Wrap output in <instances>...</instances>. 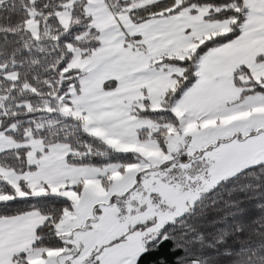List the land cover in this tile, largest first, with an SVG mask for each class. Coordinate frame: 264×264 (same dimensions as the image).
<instances>
[{
  "label": "snow or ice",
  "instance_id": "obj_1",
  "mask_svg": "<svg viewBox=\"0 0 264 264\" xmlns=\"http://www.w3.org/2000/svg\"><path fill=\"white\" fill-rule=\"evenodd\" d=\"M262 6L264 0H0V264H106L102 247L85 245L59 227V205L70 203L61 193L82 187L55 174L59 157L67 164L74 142L83 147L89 139L117 155H131L111 161L108 170L139 166L133 188L143 195H148L143 181L150 180L181 196L170 202L153 194L140 205L139 231L130 240L119 238L128 252L110 264H264V116L234 119L235 113L264 105V75L254 79L243 64L247 79H234L235 101L204 98L209 76L204 64L215 49L264 39V31H252V17L264 15L256 11ZM181 13L229 30L193 41L198 46L188 55L153 57V75L168 73L169 66L181 70L171 71L177 86L163 94L157 108L142 89L145 98L131 113L137 119L127 132L105 124L123 143L134 134L137 142L159 150L161 159L154 161L93 135L97 124L85 119L88 106L76 99L82 89L74 74L80 69L69 64L74 48L101 35L103 17L111 15L126 40L143 41L148 26ZM192 30L186 26L183 33ZM261 60L264 52L255 63ZM225 189L230 197L239 189L243 202L222 200ZM165 246L170 257L160 254Z\"/></svg>",
  "mask_w": 264,
  "mask_h": 264
},
{
  "label": "crops",
  "instance_id": "obj_2",
  "mask_svg": "<svg viewBox=\"0 0 264 264\" xmlns=\"http://www.w3.org/2000/svg\"><path fill=\"white\" fill-rule=\"evenodd\" d=\"M256 11L264 12V6L257 8ZM122 20L126 21V17H122ZM252 20L256 25L252 31H264V15L254 16ZM98 26L101 30V45L90 56L83 57L88 61L83 62V58L75 56L71 63L72 66L85 70V75L82 79V92L76 99L79 103L86 104L89 109L88 114L99 125L103 126L105 130L103 135L109 144L124 150L136 148L135 150L139 152L157 153L159 150L151 149L147 145L137 142L134 134L131 141L127 143L121 142L118 136L109 134V129L105 124L114 122L127 132L132 127L131 121L137 119L131 113L132 107L138 105L145 96L142 89H147V95L152 98L151 105L159 107L158 100L169 88L173 87L175 80L171 79V71L163 75H153L155 69L149 65L151 58L163 54L179 57H181V54L187 55L190 49L196 45L193 42L194 39L209 36L217 31L227 29V27L216 21L211 23L204 21L201 23L199 17H190L186 13H181L176 17L148 26L145 29L144 40L140 41L147 48V53H143L138 47L125 39L124 33L119 31L111 15L103 17ZM113 26H115V29ZM125 26H128L127 22ZM186 26H192L193 29L187 36L183 33V28ZM213 28L217 30L213 31ZM136 31H140V29H136ZM260 52H264V39L260 37L244 43L215 49L209 60L204 64V68L209 74L208 87L204 89V98L235 101L238 89L234 87L233 73L238 67L246 64L252 70L255 78L258 79L260 75H264V67H261V65H264V60H261L260 65L255 63L257 53ZM86 70L90 72L88 73ZM110 80L115 81V86L105 88V83ZM253 112L263 115L264 105L249 108L246 112L235 113L234 119H240L237 117L243 115L242 118H244L247 113ZM160 159L161 155L155 154L153 160ZM132 170L135 171L133 172L135 175L141 169L139 166L133 165L129 169L126 168L124 172L117 170L116 173L126 175ZM156 185H164L165 188H168V185L159 181L153 186ZM62 187L63 184L59 186V188ZM148 189L150 190V188ZM97 190L101 191V193L103 192L102 187L101 189H95L96 192H98ZM105 190L103 194L106 197L109 190L107 188ZM151 193L160 196L156 191H151ZM67 195L70 196V194ZM160 197L163 199L162 196ZM86 203L95 208H98L99 205L98 202L89 199ZM65 215L59 222V227L67 234V229L64 225ZM79 227L81 225L74 226L72 233L78 230L77 228ZM133 235L135 233L130 234L127 240H130ZM127 252L128 248L124 241L115 243L111 247L107 245L101 252V257L106 264H110L111 261L119 256L126 255ZM49 254L54 255L55 253L50 252Z\"/></svg>",
  "mask_w": 264,
  "mask_h": 264
},
{
  "label": "rangeland",
  "instance_id": "obj_3",
  "mask_svg": "<svg viewBox=\"0 0 264 264\" xmlns=\"http://www.w3.org/2000/svg\"><path fill=\"white\" fill-rule=\"evenodd\" d=\"M143 2L147 3L149 0H143ZM225 30L226 29L222 31ZM76 56L80 57L79 55ZM86 61L88 60L83 58V62ZM86 71L88 73L90 72L88 70ZM253 115L264 116V114L260 115L253 112L247 113L244 118H242L244 115L238 116L237 118H240L238 120H247ZM85 119L89 122L96 123L97 126L92 128L91 132L105 139L103 135V133H105L103 126L99 125L90 114H88ZM130 149L135 150L136 148ZM140 153L151 160H153L155 154L161 155L160 152ZM63 158V155L59 157L61 163L57 166L55 174L68 177V183L70 185L83 182V192L80 195L77 193L75 194V191L71 188H69L67 192L74 201V210L68 211L65 215L64 225L66 226L67 234H72L75 240L97 249L103 244H108V247H111L109 244L119 240L121 236H125L127 240L130 233L133 232L130 230L135 226L142 215L137 209L144 202L150 201L151 199V195H143L140 187L133 188V185L136 183L133 173L135 171L132 170V172L126 175L117 174V170L115 169L111 171L108 170L110 164L103 167L81 166L76 168L77 166H72L69 163L63 164ZM144 167H148V165H144ZM99 175H108V179L110 180L108 186L109 191L106 197L103 194L106 190L100 181ZM60 185H62V183L56 185L52 190L58 192L61 189L59 188ZM101 187L103 189L102 193L98 190V192L95 191L96 188L101 189ZM142 187L146 188L149 194L151 191L158 192L166 201L177 202L181 199L180 193L170 186H168V188H165L164 185L153 186L150 180H146V182L143 181ZM148 188H150V190ZM88 199L98 202V208L89 206L86 203ZM76 225H81V227L77 228L78 230L72 233V228Z\"/></svg>",
  "mask_w": 264,
  "mask_h": 264
},
{
  "label": "trees",
  "instance_id": "obj_4",
  "mask_svg": "<svg viewBox=\"0 0 264 264\" xmlns=\"http://www.w3.org/2000/svg\"><path fill=\"white\" fill-rule=\"evenodd\" d=\"M178 2H179V0H178ZM205 10L207 11V8H205ZM228 30L229 29L227 28L225 31H217V32H215V33H213V34H211L209 36L201 37L200 39H194L193 41H196L198 43H203L205 40L209 39L211 36L217 35L218 32H226ZM100 37H101V35H95V34H93L92 36L88 37V39L91 41V43H89L86 46L81 47V48H74V51L76 53L74 55V57L76 55H79L81 57V53H87V55H84L83 57L90 56L92 54V52L94 50H96L101 45ZM127 40H128V42H130V43L134 44L136 47H138L143 53H147V48H146V46L142 42L133 39L131 36H129ZM97 41L99 43H97ZM198 43H196V45L194 47H192L190 49V51H195L196 47L198 46ZM163 55H167V54H163ZM163 55L157 56V57H155V59L159 60ZM168 56L171 57V56H174V55H168ZM175 57H178L179 58V56H175ZM73 58H72V60H73ZM72 60H71V62L69 64V67L79 68V67H75V66H72L71 65ZM151 61H152V58L149 61V65H150L151 68H153ZM169 67H170V71H172V70L173 71H177V72L181 71L179 69H176L174 66H169ZM79 69H80V72L79 73H75L74 75L80 81V87L82 89V79H83V77L85 75V70L82 69V68H79ZM234 73H235L234 79L237 82L240 79H247V75L245 74L244 69L241 68V66L238 67L235 70ZM253 78L254 79H257V78H255L254 74H253ZM104 86H105V88H112V87L115 86V81L114 80L107 81ZM176 86H177V82L175 81V83H174V85H173L172 88L174 89ZM144 94H145V92H144ZM144 98H145V96L143 97V99ZM162 98H163V96L161 97V99ZM136 106L137 105H134L132 107V113H134L136 111ZM151 107H153V106L151 105ZM153 108H157V107H153ZM141 119H143V117H141ZM93 135H95V134H93ZM95 136H97V135H95ZM121 150H123L126 153L139 152V151H136V150H133V149H125V150L124 149H121ZM71 151H73V158L70 159L68 161V163L70 165H72V166H79V167H81V166L103 167V166L109 165L110 162L113 161V160H130L132 158L131 155H117V154L113 153L111 150L105 148L104 144H102V143H100L98 141H95V140H90V139L87 140V143H85L83 147H81L78 142H74V147H73V149H71ZM131 166H133V165H127V166H125L123 172L125 171L126 168L129 169V167H131ZM99 178H100V181H101L102 185L105 188L108 189V186L110 184V180L108 179V175H102ZM76 185L77 186H81L82 185V187H78V191H75L77 194H80L82 192L83 182H78ZM61 194L62 195H67V194H64V193H61ZM153 194H155V193H151V194L148 193V195H151V198H152V195ZM155 195L158 196L157 194H155ZM215 195H216L215 193L210 194L209 200H211ZM67 197H68V201L70 203H64V204L59 205V207L63 208V213L59 215V222L64 218V215L68 211H71V210L74 209V201L71 199V197L69 195H67ZM220 198L222 200H224V201H227L229 199H234L237 202V204L243 202V199H244V197L241 196L239 189H237L232 194L231 197L229 196L227 189H225L223 191V193H222V195H221ZM209 200L204 201V203L205 204H208L209 203ZM218 207H220L222 209H225L227 211H233V209L226 208V206L223 205V204L219 205ZM198 211H199V209H198ZM206 211H208L209 214H212V209H211V206L210 205H209V208L206 209ZM131 230H133V232H131L130 234L135 233L136 231H139V229H135V226ZM120 241H122V240H117V241H115V243L120 242ZM115 243L113 242L112 244H115ZM112 244H109V245H112ZM107 245L108 244L100 245L98 247V249L101 248V247L104 249ZM166 248H167V246H165V249H162L161 250V253L160 254H163L165 256L170 257L172 254L171 253H168L166 251ZM160 254H157V255H160ZM149 259H151V258H149Z\"/></svg>",
  "mask_w": 264,
  "mask_h": 264
}]
</instances>
